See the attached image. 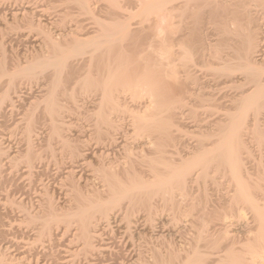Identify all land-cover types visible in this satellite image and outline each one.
Instances as JSON below:
<instances>
[{"label": "bare ground", "instance_id": "bare-ground-1", "mask_svg": "<svg viewBox=\"0 0 264 264\" xmlns=\"http://www.w3.org/2000/svg\"><path fill=\"white\" fill-rule=\"evenodd\" d=\"M43 1L0 0V264H264V0Z\"/></svg>", "mask_w": 264, "mask_h": 264}, {"label": "rangeland", "instance_id": "rangeland-1", "mask_svg": "<svg viewBox=\"0 0 264 264\" xmlns=\"http://www.w3.org/2000/svg\"><path fill=\"white\" fill-rule=\"evenodd\" d=\"M253 4H254V2H252ZM252 3H251V5H252ZM56 5H59L58 3H55ZM54 4V5H55ZM39 5H41V6H43V10H45L49 5H48V3L47 2H44L43 0H39ZM48 5V6H47ZM255 5V4H254ZM259 4L257 3L256 5H255V8L256 9H258L259 8V6H258ZM47 6V7H46ZM52 6V5H51ZM253 6V5H252ZM252 6H250L251 7V9L253 8L254 9V11H253V9L251 10V11H249V13L250 12H253L254 14V16L252 15V18H254V17H257L256 18V20L257 19H260V18H262V17H264V15L262 14L263 12H264V10H263V12L260 10L261 9V7H260V9H258V10H256L255 11V8H254V6L252 7ZM257 6V7H256ZM8 7V6H7ZM6 7V8H7ZM10 8V11L13 9V7H9ZM9 8H7L8 10H9ZM205 10V12H202V11H204ZM249 10H250V8H249ZM202 14L204 15V16H202V17H204V18H206L207 16H208V14H209V11L207 10V9H202ZM207 11V12H206ZM258 11H260V13H258ZM50 12H52V11H47L46 13V15L50 18L51 16H52V13H50ZM204 13H206V16H205V14ZM258 13V14H257ZM214 14H215V12H214ZM251 14L252 13H250V16H251ZM260 16V18H258V16ZM261 14V15H260ZM76 15V14H75ZM216 15V14H215ZM215 15H213V17L215 16ZM76 16H78V15H76ZM78 19H80L79 21H82L81 23H82V25L84 26V28L85 29H87V30H90V29H93L94 27H95V25H94V23H93V21H92V19H90L89 18V15H88V17H87V15H80L79 17H77ZM214 19H216L217 20V16H215V18ZM255 19V18H254ZM190 20V19H189ZM92 21V22H91ZM188 21V20H187ZM260 21V22H259ZM263 21V22H262ZM69 23H67V26L68 25H73L72 23H70V21H68ZM241 22H243V21H241ZM258 23H260L261 25H262V29H261V32H260V37H259V40L258 41H261L262 40V42L261 43H263L264 42V26H263V23H264V18H263V20L262 19H260V20H258L257 21ZM257 23V24H258ZM153 26V25H152ZM0 27H1V29L2 30H4V32L3 33H1L2 35H0V37H2V36H5V31L6 32H8V35L9 34H11L13 37H14V35H15V33L16 32H26V33H30V35H32V36H34V37H37L38 36V34H37V32H36V30H31V29H29L28 27H27V25L22 21V22H18V23H15V24H12V26L11 27H9V28H5L3 25H1L0 24ZM88 27H90L89 29H88ZM165 27H166V25H165ZM210 27H212V26H210ZM210 27H208L207 29H209V30H207V33H208V37H209V39H210V37L212 36V38H213V40L212 39H210V41H212V44H213V41H214V39H215V37L217 38V39H215L216 41H214L215 43L217 42V40H219L220 39V37H219V35H218V37H217V35L216 36H214L215 34H216V31H215V27L214 28H212V29H214V33H213V30L210 28ZM12 28V29H11ZM153 29V30H152ZM152 29H147V32L148 33H151V34H146L147 32H146V30L144 31V32H146L145 34L147 35V36H145V34H143L142 36H145V37H147V38H149V37H153L154 36V34H156V36H161V34H160V32H159V34L158 33H156L157 32V30H155L154 28H152ZM163 29H165V28H163ZM155 30V31H154ZM164 31V30H163ZM162 31V32H163ZM9 32H11V33H9ZM210 33V34H209ZM218 34V33H217ZM263 35V36H262ZM145 37H143V38H141V40H143V42H147L148 40L147 39H145ZM261 39V40H260ZM145 40V41H144ZM147 40V41H146ZM13 46H15V48H16V50H13V49H15ZM21 47V48H19V47ZM22 46H24V45H18L17 43H16V45L14 44V45H12V47H13V49L11 50V49H9V47L8 46H6L7 48H5L6 50H8V52L6 51V50H4L5 51V53L6 54H4V53H2L1 51V55L3 54V55H6V56H4L6 59H8L9 57V55H11L12 53H18V58L19 59H22L23 58V55L25 56L26 54H28V51L25 49H22ZM1 49V48H0ZM2 50V49H1ZM11 50V51H10ZM8 53V54H7ZM226 53V52H225ZM0 55V60L2 59V56ZM14 55V54H13ZM11 56V57H13L14 58V56ZM16 55V54H15ZM10 57V58H11ZM10 60V59H9ZM194 60V59H193ZM198 61V63H199V66H200V61L199 60H194L193 62H197ZM215 62H213V66H211L212 68H215V64H216V60H214ZM198 63H196V64H198ZM215 63V64H214ZM198 65H196L195 66V69H197V71H198V73L196 72V70H195V72L197 73V76H198V78H200L199 79V82L201 83V82H203V86H205L204 88L206 89V91H208L210 94H212V93H214V94H212L211 95V97L213 98V100H212V98L210 97V99L212 100V101H210V102H213L214 101V103H215V100L214 99H216V101L218 100V99H220V97H221V99L219 100L220 102H225L226 103V100H228L229 99V95H227V94H230L231 95V97H233V96H237L238 94H239V91L236 89V87L235 86H229L230 84H229V82H230V79H225L224 78V80H223V77L224 76H222L221 77V79H220V77H217V76H220L221 74H219V75H217V74H215L216 72V70L214 71V69L211 71V68L210 69H208L207 67H206V69H207V71H209V72H207L202 66L200 67V68H196V67H199ZM202 68V69H201ZM216 68H217V65H216ZM204 70V71H203ZM200 71H201V73H200ZM204 72L206 73V74H204ZM211 72V73H210ZM215 72V73H214ZM201 75H200V74ZM207 74L209 75V74H212V75H209V76H211V77H209V76H207ZM204 75V77L202 78L201 76H203ZM216 75V76H215ZM217 77V78H216ZM213 80H211V79ZM214 78V79H213ZM220 80H219V79ZM205 80V82H204V80ZM217 79V80H216ZM203 80V81H202ZM208 80V81H207ZM236 80V79H235ZM2 82L3 81H5V79H2L1 80ZM41 81V80H40ZM225 81V82H224ZM226 81H227V83H226ZM234 81V80H233ZM217 82V84H215ZM225 83L227 84V85H225ZM231 83V82H230ZM38 84V83H37ZM27 85V84H26ZM25 85V86H26ZM231 85H233V82H232V84ZM237 85V84H236ZM212 86V87H211ZM217 86V87H216ZM227 87V89H226V87ZM27 87V86H26ZM36 87V86H35ZM207 87V88H206ZM213 89H211V88ZM220 87V88H219ZM224 87V88H223ZM203 88V89H204ZM231 88V89H230ZM36 89H38V90H36ZM36 89H34V87H33V94L35 93V94H38L39 92V88L37 87ZM205 89H204V91H205ZM208 89V90H207ZM211 89V90H210ZM218 90V91H217ZM24 91V90H23ZM203 92L205 95H206V93H208V92ZM233 91V92H232ZM37 92V93H36ZM225 92V93H224ZM238 93V94H237ZM215 94H216V96H215ZM223 94H224V96H223ZM235 94V95H234ZM233 95V96H232ZM226 96H228V97H226ZM225 97V98H224ZM230 97V98H231ZM222 98L223 99H225L224 101L222 100ZM219 101H217V102H219ZM210 102H205L206 104H209ZM216 102V103H217ZM225 103H223V105H226ZM204 104V103H203ZM198 106V105H197ZM25 109H27V110H29L28 109V107H26L25 106V108L24 109H22V110H20L19 111V114H18V116H16V122H14V124L12 123L13 122V120L11 119V122H10V120H9V118H8V120H7V122L5 121L4 123L3 122H1L0 124L2 125V126H0V129H1V134H0V138H1V136L3 135V136H9V134L10 135H12L11 137H12V139H11V145H13L12 146V148H15V146H16V143H18V140H19V136H20V131L19 130H21L23 127H22V125L25 123L24 122V120L26 121V118H24V114H26V111H25ZM24 110V111H23ZM196 111H198V108L196 109ZM260 111H264V109H261ZM260 113H262V112H260ZM263 114V115H262ZM262 114H260V118H262V121L264 122V112L262 113ZM262 116V117H261ZM25 117H27V115L25 116ZM202 117V116H201ZM80 118V120H79V123H85L86 124V116L84 115V114H82V116L81 117H79ZM24 119V120H23ZM187 121V120H186ZM9 122V123H8ZM187 122H190V120H188ZM10 123H12V124H10ZM85 124H82V125H85ZM16 125H18L17 127H21V129H18L17 127H16ZM24 126V125H23ZM10 127V128H9ZM8 128V129H7ZM15 128H17L18 130H14L13 131V129H15ZM263 128V127H262ZM8 130H9V132H8ZM11 130V131H10ZM19 131V132H18ZM15 134H14V133ZM3 133H5V134H3ZM12 133V134H11ZM18 133V134H17ZM18 138H17V137ZM13 137L15 138V139H13ZM13 150H15V149H13ZM48 153H49V151H46V152H44L43 154H45V155H48ZM52 172V171H51ZM50 172V174H49V176L50 177H52V173ZM25 184V183H24ZM26 187V186H25Z\"/></svg>", "mask_w": 264, "mask_h": 264}]
</instances>
